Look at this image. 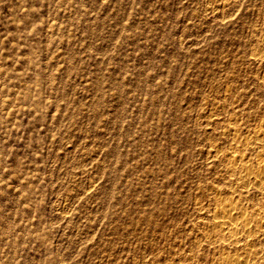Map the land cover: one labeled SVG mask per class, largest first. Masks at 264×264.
<instances>
[{
  "label": "rangeland",
  "instance_id": "rangeland-1",
  "mask_svg": "<svg viewBox=\"0 0 264 264\" xmlns=\"http://www.w3.org/2000/svg\"><path fill=\"white\" fill-rule=\"evenodd\" d=\"M259 130L264 0H0V264H264Z\"/></svg>",
  "mask_w": 264,
  "mask_h": 264
},
{
  "label": "bare ground",
  "instance_id": "bare-ground-1",
  "mask_svg": "<svg viewBox=\"0 0 264 264\" xmlns=\"http://www.w3.org/2000/svg\"><path fill=\"white\" fill-rule=\"evenodd\" d=\"M258 136L263 137L264 131H258L256 132ZM231 163L234 165L240 164L242 166V169L245 171L242 175L239 176L238 181L240 185H244V188H247V186H250L253 183L258 184L259 189L264 194V173L259 171L254 172L252 168L247 166V163H245L244 159L238 158V156H232ZM241 210L236 208L233 204H228L225 208H222L218 210V218L214 221L213 226L215 228H219L223 231L228 232L232 237H236L238 232L240 230H250L252 227L251 220L247 218H240L236 217V215ZM261 220L260 222L262 225H264V212H260ZM226 261H229L228 258H226ZM238 264V263H233Z\"/></svg>",
  "mask_w": 264,
  "mask_h": 264
}]
</instances>
